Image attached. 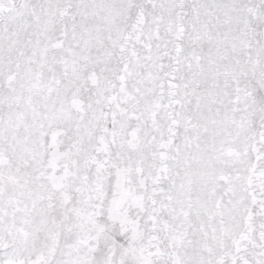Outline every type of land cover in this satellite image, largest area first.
Instances as JSON below:
<instances>
[{
	"label": "snow or ice",
	"instance_id": "obj_1",
	"mask_svg": "<svg viewBox=\"0 0 264 264\" xmlns=\"http://www.w3.org/2000/svg\"><path fill=\"white\" fill-rule=\"evenodd\" d=\"M0 264H264V0H0Z\"/></svg>",
	"mask_w": 264,
	"mask_h": 264
}]
</instances>
